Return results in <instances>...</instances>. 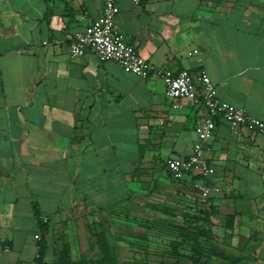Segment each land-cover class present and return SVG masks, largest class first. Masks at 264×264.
Masks as SVG:
<instances>
[{"label":"crops","instance_id":"0c3cea01","mask_svg":"<svg viewBox=\"0 0 264 264\" xmlns=\"http://www.w3.org/2000/svg\"><path fill=\"white\" fill-rule=\"evenodd\" d=\"M118 1V28L150 63L206 71L221 99L264 121V0ZM103 3L0 0V264H37L39 216L49 245L80 211L122 203L133 176L196 141L206 109L174 108L161 77L91 51L71 57ZM206 155L227 235L264 256V134L219 120Z\"/></svg>","mask_w":264,"mask_h":264},{"label":"rangeland","instance_id":"374dc122","mask_svg":"<svg viewBox=\"0 0 264 264\" xmlns=\"http://www.w3.org/2000/svg\"><path fill=\"white\" fill-rule=\"evenodd\" d=\"M209 200L188 183L174 180L159 157L132 177L122 203L80 211L75 223L54 231L45 261L58 264L66 250L71 261L87 264H193L186 256L192 254L191 242H182L181 235L184 228L200 226L211 233L208 243L228 255L208 259L205 255L201 264H264L262 254L253 255L246 235L241 241L227 235L229 227L221 218L226 212L216 209L208 220Z\"/></svg>","mask_w":264,"mask_h":264},{"label":"built area","instance_id":"2783aa9c","mask_svg":"<svg viewBox=\"0 0 264 264\" xmlns=\"http://www.w3.org/2000/svg\"><path fill=\"white\" fill-rule=\"evenodd\" d=\"M134 2L140 4L141 0ZM120 10L118 0H104L101 15L91 20L70 44V55L75 58L91 51L101 62L115 61L126 72L141 79L155 74L163 79L166 96L173 101L174 108L180 107V101L190 100L206 109V115L195 127L197 137L191 153L187 157L165 159V167L176 180L189 178L191 188L202 199L207 200L221 190L211 181L216 168L206 155L207 142L214 137L219 120L233 129L244 127L262 134L264 121L252 116L244 108L221 99L216 85L206 71L194 74L188 69L174 71L150 63L118 28L117 16ZM194 176L202 179L196 180ZM42 219L44 222L49 221L45 216ZM35 238L39 239L40 234L36 233Z\"/></svg>","mask_w":264,"mask_h":264},{"label":"trees","instance_id":"16d2710c","mask_svg":"<svg viewBox=\"0 0 264 264\" xmlns=\"http://www.w3.org/2000/svg\"><path fill=\"white\" fill-rule=\"evenodd\" d=\"M166 169V167H165ZM167 171V170H166ZM167 173L172 177V175L167 171ZM196 178H202L200 176H195ZM173 178V177H172ZM174 179V178H173ZM176 180V179H174ZM176 181H183L184 180H176ZM208 220L210 221V217L216 213V209L212 203L209 204L208 207ZM215 209V210H214ZM39 227L40 230L37 232L40 234V238L38 239V245H39V252L38 256L36 257L37 264H51L45 261V256L48 250V241L46 239V234L50 231V225L48 222H44L42 217L39 216ZM205 238V242H210L211 233L210 231L206 230L204 227L196 226V227H187L184 228L182 231L181 239L182 242H191V255H186L188 259L192 261L193 264H201L204 261L205 255H207V259L211 258L212 256L216 257H223L228 258L227 253L225 251L220 250L218 247H216L213 244H205L203 241H201L200 238ZM180 253H178L179 255ZM185 256V255H182ZM116 263V261H115ZM58 264H87L84 260L79 261H71L69 254L66 250L63 251L61 255L60 262ZM222 264H228V263H222Z\"/></svg>","mask_w":264,"mask_h":264}]
</instances>
